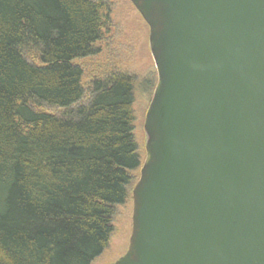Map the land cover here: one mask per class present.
I'll return each instance as SVG.
<instances>
[{
  "label": "water",
  "instance_id": "obj_1",
  "mask_svg": "<svg viewBox=\"0 0 264 264\" xmlns=\"http://www.w3.org/2000/svg\"><path fill=\"white\" fill-rule=\"evenodd\" d=\"M156 84L112 264H264V0H129Z\"/></svg>",
  "mask_w": 264,
  "mask_h": 264
},
{
  "label": "trees",
  "instance_id": "obj_2",
  "mask_svg": "<svg viewBox=\"0 0 264 264\" xmlns=\"http://www.w3.org/2000/svg\"><path fill=\"white\" fill-rule=\"evenodd\" d=\"M107 16L100 0H0V264H91L138 178L131 77L85 87L75 63Z\"/></svg>",
  "mask_w": 264,
  "mask_h": 264
},
{
  "label": "rangeland",
  "instance_id": "obj_3",
  "mask_svg": "<svg viewBox=\"0 0 264 264\" xmlns=\"http://www.w3.org/2000/svg\"><path fill=\"white\" fill-rule=\"evenodd\" d=\"M108 13L107 24L100 41L95 45L97 53L75 61L83 70L82 84L87 87L92 79L110 74H123L133 82L132 134L143 162L145 156L144 118L155 84L156 69L149 46V29L139 12L129 0H100ZM85 100L89 97L86 93ZM57 113L59 110L45 108ZM139 177V173L138 176ZM129 187L123 204L114 208L113 232L104 252L91 264H112L122 257L128 247L131 233L132 189Z\"/></svg>",
  "mask_w": 264,
  "mask_h": 264
}]
</instances>
